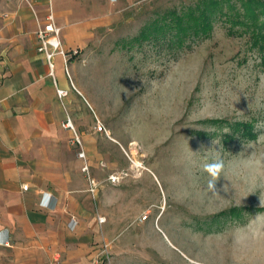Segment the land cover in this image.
I'll use <instances>...</instances> for the list:
<instances>
[{
  "label": "rangeland",
  "instance_id": "1",
  "mask_svg": "<svg viewBox=\"0 0 264 264\" xmlns=\"http://www.w3.org/2000/svg\"><path fill=\"white\" fill-rule=\"evenodd\" d=\"M74 1L52 62L97 133L91 263L264 264V42L222 18L167 50L132 38L196 0Z\"/></svg>",
  "mask_w": 264,
  "mask_h": 264
},
{
  "label": "crops",
  "instance_id": "2",
  "mask_svg": "<svg viewBox=\"0 0 264 264\" xmlns=\"http://www.w3.org/2000/svg\"><path fill=\"white\" fill-rule=\"evenodd\" d=\"M76 9L74 0H0V229L11 234V246H0V264H92L88 244L106 221L103 211L93 214L99 190L94 197L87 191L83 162L70 142L73 130L64 123L68 118L84 143L89 170L97 133L83 122L70 90L58 87L54 65L50 74L37 51L36 32L46 17L51 13L63 28L74 25ZM62 28L58 40L66 62L57 51L54 56L69 73ZM56 88L67 92L62 101ZM43 191L55 196L54 209L39 207ZM71 216L78 223L73 233L67 229Z\"/></svg>",
  "mask_w": 264,
  "mask_h": 264
},
{
  "label": "trees",
  "instance_id": "3",
  "mask_svg": "<svg viewBox=\"0 0 264 264\" xmlns=\"http://www.w3.org/2000/svg\"><path fill=\"white\" fill-rule=\"evenodd\" d=\"M153 15L133 41L148 40L167 50L181 48L187 41L208 36L214 21L224 18L229 28L242 26L264 42V0H196L155 10Z\"/></svg>",
  "mask_w": 264,
  "mask_h": 264
},
{
  "label": "built area",
  "instance_id": "4",
  "mask_svg": "<svg viewBox=\"0 0 264 264\" xmlns=\"http://www.w3.org/2000/svg\"><path fill=\"white\" fill-rule=\"evenodd\" d=\"M113 1V0H112ZM60 28L56 27L53 23V16L50 13L46 17L45 23L39 25L36 32L38 46L37 51L42 53L48 63L50 74H52L53 64L51 63L52 57L54 56L55 51H57L65 60L64 52L59 48L60 42L58 40ZM75 52V51H74ZM67 92L63 89L56 88V95L59 99L66 96ZM64 125L73 130V137L70 140L72 145H75L78 148L77 156L82 160L81 171L86 175L87 180V191L92 197L95 196L99 183L90 175L89 165L86 161L85 152L82 146V142L78 134L74 131L70 120L67 118ZM96 130L99 132H105L106 130L103 125L97 120ZM107 180L111 183H117L119 181V176L116 174H110L107 177ZM27 186H23L22 189H26ZM57 200L55 196L50 191L41 192V196L38 202V205L42 209L52 210L56 207ZM144 215L143 218H145ZM105 219L103 217H98V222L103 223ZM77 220L75 217L71 216L67 222V229L70 232H73L77 228ZM0 246L10 247L11 246V234L8 228L4 227L0 229Z\"/></svg>",
  "mask_w": 264,
  "mask_h": 264
}]
</instances>
